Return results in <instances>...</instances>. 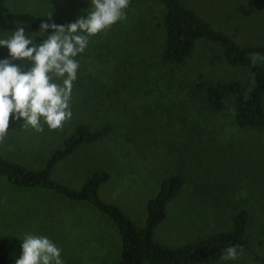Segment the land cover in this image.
<instances>
[{"label": "rangeland", "instance_id": "1", "mask_svg": "<svg viewBox=\"0 0 264 264\" xmlns=\"http://www.w3.org/2000/svg\"><path fill=\"white\" fill-rule=\"evenodd\" d=\"M213 28L240 45L264 44V0H180ZM13 12H27L75 22L87 15L90 0H3ZM161 5L134 0L127 19L106 34L92 37L79 55L72 94V119L62 131L22 128L10 119L0 156L36 170L62 145L74 126L108 132L76 147L56 162L49 178L78 190L95 170L107 178L97 197L115 205L136 227L144 225L145 203L160 181L177 174L182 184L152 230V240L169 248L229 229L232 217L245 211L243 254L204 264H264V126L241 127L233 121V94L221 110L210 108L199 82L234 80L251 84L244 66L223 60L220 46L198 38L178 63L162 61L159 51ZM18 26L0 24V38ZM49 31L48 34H50ZM45 37H36L42 42ZM4 59L8 49L0 47ZM23 71L31 61H14ZM59 82V81H57ZM264 114V97L261 98ZM26 234L46 236L62 249L65 264H109L118 259L120 236L110 218L87 200H72L53 189L19 187L0 175V244L12 264L22 253ZM142 264H149L144 261Z\"/></svg>", "mask_w": 264, "mask_h": 264}, {"label": "trees", "instance_id": "2", "mask_svg": "<svg viewBox=\"0 0 264 264\" xmlns=\"http://www.w3.org/2000/svg\"><path fill=\"white\" fill-rule=\"evenodd\" d=\"M134 0H131V4ZM161 7L159 17L162 29V44L159 56L162 61L181 62L192 50L194 41L204 38L217 43L223 60L229 65L244 66L251 73V84L241 85L237 81L199 82L203 88L207 105L215 111L221 110L224 99L233 94V121L241 127L264 126V114L261 98L264 97V44L240 45L221 30L213 28L196 12L187 8L180 0H154ZM130 4V5H131ZM47 18L27 12L9 11L0 0V24L17 21L39 30L41 21ZM58 25L61 21L52 19ZM51 31V30H49ZM260 57L253 65L252 58ZM0 59H4L0 51ZM109 127L90 130L84 124L74 126L60 147L53 149L42 168L32 170L17 162L0 156V175H4L12 184L19 187H43L72 200H87L93 207L105 213L116 225L120 236L118 259L109 264H204L224 255L230 246L242 245L245 211L240 210L231 220L229 229L195 239L181 246L169 248L152 240V230L162 220L165 206L182 184V178L170 175L160 181L156 193L145 203L146 217L144 225L136 227L113 204L100 200L96 195L99 184L107 178L103 170H95L78 190L50 180L49 170L66 155L87 142L104 136ZM0 264H12L9 251L0 244Z\"/></svg>", "mask_w": 264, "mask_h": 264}, {"label": "clouds", "instance_id": "3", "mask_svg": "<svg viewBox=\"0 0 264 264\" xmlns=\"http://www.w3.org/2000/svg\"><path fill=\"white\" fill-rule=\"evenodd\" d=\"M130 4L131 0H90L86 17L75 22L58 25L49 12L35 34L18 26L0 38V47H6L10 57L0 59V146L8 137L10 119L22 120V128L36 133L44 132V124L50 131L64 129L73 115L72 94L80 67L77 57L86 51L92 37L106 35L126 20ZM45 36L36 42V37ZM258 59L252 58L253 65ZM17 60L31 61L33 67L23 71L13 63ZM22 241L15 264H65L62 249L48 237L26 234ZM242 254L241 245L230 246L222 259L235 261Z\"/></svg>", "mask_w": 264, "mask_h": 264}]
</instances>
